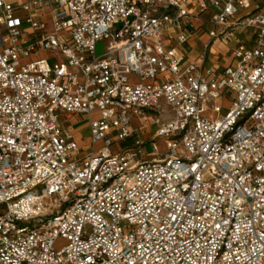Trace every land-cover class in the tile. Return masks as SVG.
<instances>
[{
	"label": "built area",
	"instance_id": "2783aa9c",
	"mask_svg": "<svg viewBox=\"0 0 264 264\" xmlns=\"http://www.w3.org/2000/svg\"><path fill=\"white\" fill-rule=\"evenodd\" d=\"M0 264H264V0H0Z\"/></svg>",
	"mask_w": 264,
	"mask_h": 264
},
{
	"label": "rangeland",
	"instance_id": "374dc122",
	"mask_svg": "<svg viewBox=\"0 0 264 264\" xmlns=\"http://www.w3.org/2000/svg\"><path fill=\"white\" fill-rule=\"evenodd\" d=\"M107 46V42L104 41H100L97 43L96 45V53L97 55L102 54ZM215 46H217V49H213L211 51V58L213 59L214 55H219V57H221L222 51H224V48H222L221 43L219 41L215 42ZM29 59H33V58H29ZM24 61V60H23ZM52 63V61H51ZM226 64V59L223 58L220 61V66H224ZM100 117V112L99 111H94L91 114L92 119H98ZM72 123L74 124L75 127V131H76V135L79 138V140H81L82 145L85 147L87 145L91 144L90 141V136H91V129L89 126V117L85 116V115H74L71 119ZM139 125V121L137 119H132L131 121V127L132 128H136ZM157 145L159 146V148H161V151H164V145L162 140H157L156 141ZM152 151V146L150 143L147 144L146 146V152H150ZM66 244V240L63 239L62 237H59L57 239V243H56V248H60L62 246H64Z\"/></svg>",
	"mask_w": 264,
	"mask_h": 264
},
{
	"label": "crops",
	"instance_id": "0c3cea01",
	"mask_svg": "<svg viewBox=\"0 0 264 264\" xmlns=\"http://www.w3.org/2000/svg\"><path fill=\"white\" fill-rule=\"evenodd\" d=\"M7 2H11V3H17V4H20V3H24V2H28L30 0H6ZM40 10L36 9V10H33L32 11V14H34L38 19H42L41 15H40ZM25 12H21L20 15H24ZM217 49V48H216ZM210 66L212 67H216V63L214 62V60L212 59L211 63L209 64ZM77 137V135H76ZM78 138V137H77ZM79 139V138H78ZM80 142V145L84 148V146L82 145L81 143V140H79Z\"/></svg>",
	"mask_w": 264,
	"mask_h": 264
}]
</instances>
